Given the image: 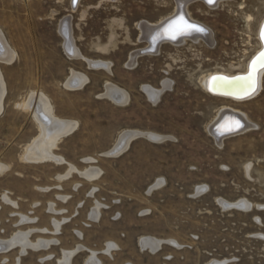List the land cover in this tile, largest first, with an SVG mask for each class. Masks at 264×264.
I'll return each mask as SVG.
<instances>
[{
    "label": "rangeland",
    "instance_id": "obj_1",
    "mask_svg": "<svg viewBox=\"0 0 264 264\" xmlns=\"http://www.w3.org/2000/svg\"><path fill=\"white\" fill-rule=\"evenodd\" d=\"M202 2L183 10L210 29L212 44L162 43L131 65L132 51L146 44L137 24L171 14L174 0H0V30L15 53L0 61V238L49 243L25 252L16 244L0 253V264H58L63 250L75 251L70 264H84L90 251L101 264H264V73L260 92L244 102L211 96L200 83L208 71L243 68L257 47L264 0ZM65 17L81 55L109 62L110 70L67 54ZM71 70L87 76L84 86L64 85ZM163 80L172 85L153 103L142 86L160 88ZM106 83L124 89L128 101L104 95ZM40 94L55 116L77 123L53 149L60 163L22 158L39 133L33 112ZM224 105L254 127L215 137L208 126ZM133 129L165 138L136 137L123 153H107ZM70 165L77 171L59 178ZM89 167L100 170L94 180L78 173ZM243 198L250 208L219 203ZM55 220L62 221L57 233ZM143 236L164 242L155 252L141 249ZM109 243L115 247L106 254Z\"/></svg>",
    "mask_w": 264,
    "mask_h": 264
},
{
    "label": "bare ground",
    "instance_id": "obj_2",
    "mask_svg": "<svg viewBox=\"0 0 264 264\" xmlns=\"http://www.w3.org/2000/svg\"><path fill=\"white\" fill-rule=\"evenodd\" d=\"M73 1L76 2L77 0H73ZM174 1H175V6L171 14L169 13V15L163 17L161 20L157 21L156 23H147L142 21L137 24L140 30L139 32L140 36L138 37L140 39L141 38L144 39L146 44L142 49L136 50L134 52L132 51L129 57L131 65L135 62V59L139 54L157 53L158 47L162 43H171L175 46L185 43L186 41H192L193 43L203 41V43H206L208 45L213 43L214 39L210 29L204 26L202 24V21L199 22L194 18H192L190 13H188L189 11L187 9L185 10L186 5H189L190 1L192 0H174ZM201 1H203L204 4L210 7V6H217L220 2L224 0H216V3L212 5L206 3L205 0H201ZM180 6L185 7L183 10V12L185 13L184 15L186 17L184 19L185 22L184 27L181 28V30L176 33H173L171 31L172 26L169 27L170 25H166L163 29L159 30L158 28H160L164 23H166L168 20L173 18L178 13ZM69 18L67 17L63 18L60 24V30L64 36V48L67 54L70 57L84 59L89 65V67H93V68L103 67L106 68V70L107 69L110 70L109 62L103 60H91L81 55L78 48L75 46L71 36L72 34L70 31ZM252 19L253 18L251 17V15H249L248 20L250 21ZM176 24H179L178 21L175 23V25ZM189 26H195V27L197 26L196 28L198 30L195 31L191 30ZM262 29H264V14L259 19L256 27L257 47L255 51L248 57L247 61L245 62L241 70H235V71H229L224 69L211 70L206 72L202 76L200 80L201 87L207 94L234 102H244L256 97V95L261 90L262 75L264 73V67H261V65L264 64V59L257 61V57H260L261 53H264V41H262L261 39ZM165 36L171 38V40L164 38ZM156 37H159L161 39L157 41ZM14 54L15 53L9 47L8 43L6 42L2 34V31L0 30V61L10 62L13 60ZM254 61H256L255 68H253ZM87 79L88 78L85 74L71 70L70 74L66 78L64 85L71 89L80 88L84 86ZM171 85L172 84L170 80H163L162 86L160 88H154L150 85H144L142 86V89L147 94L149 100H151L153 103H156L163 90L170 87ZM4 93H5V85L0 70V112L2 111V101L4 98ZM104 95H106L114 102L119 104H124L129 99L128 93L124 89L117 87L112 83L105 84ZM31 100L32 98H30V100L26 104H23L24 109L29 108V106L31 105ZM53 112L54 111L52 109V106L48 98L45 95L40 94L38 96L36 106L33 112V116L36 119L35 121H37L38 124L37 126L39 127V133L31 141V143H29V145L25 148L22 158L31 161L52 160L59 163L64 161L62 157L54 154L53 149L57 146V143L60 141L61 137L67 135L71 131H74V128L77 126V123L69 119L58 118L57 116L54 115ZM251 124L252 123L249 122V119L247 118L244 112L240 111L239 109H236L235 107L233 108L231 106L224 105L217 110L215 118L212 120V122H210V125L208 127L210 132L215 137L222 139L224 137L238 135L244 132L245 130L253 126ZM213 127L215 129H213ZM128 132L131 134H140V136L142 137H144V135L146 134H149L150 136L157 137L160 140L165 138L164 136L152 132H145L134 129L125 130L118 135L112 148L109 151H107L108 154L112 153V155L115 156L118 155L120 152H122V150L127 149V146L130 141L128 138H124V135H126V133ZM88 159L91 160L92 158H88ZM5 168H6L5 165L0 164V171L4 170ZM71 171H77V169L70 165L69 170L64 175L59 176V178L67 177L71 173ZM78 173L87 180L88 179L94 180L99 176L100 170L95 167H89L86 168L85 170L78 171ZM161 182L162 180H158L157 182H155L149 188L148 192H150L153 188L157 187ZM199 191L201 190L199 189ZM219 203L222 204L224 207H241L245 209H248L251 206V204L244 198L233 203L227 202L223 199H219ZM100 207L101 204L96 203L95 207L92 208V212L90 213L91 219L95 220L99 218ZM50 210H52L53 212H58L56 209L52 207L50 208ZM61 223L62 221L60 220H55L53 222L54 233H57L59 231ZM17 239H18L17 236L7 240L0 238V247H5L2 252L8 251L11 247L15 246L16 244H19L22 252H25L27 247L38 249V248H47L49 246L48 241H43V242L38 241L36 243H32L26 239V235L25 238H19L18 240ZM51 241L54 240H50V242ZM163 242L164 241L161 239L147 237V236H143L139 239V244L141 249L147 248L152 252L159 250ZM113 247H115V245L109 243L107 245V249L105 250L106 254L109 253ZM77 249L80 248L78 247ZM74 253H75L74 250H70V251L63 250L62 257L58 259V264H70L71 258L74 255ZM49 257H51V255H47V258ZM16 264H19L18 260ZM84 264H101V262L97 257L96 252L90 251V254L86 258ZM214 264H223V262H215Z\"/></svg>",
    "mask_w": 264,
    "mask_h": 264
},
{
    "label": "water",
    "instance_id": "obj_3",
    "mask_svg": "<svg viewBox=\"0 0 264 264\" xmlns=\"http://www.w3.org/2000/svg\"><path fill=\"white\" fill-rule=\"evenodd\" d=\"M206 1V0H205ZM185 13L183 12V6L181 7L180 6V8H179V11H178V13L173 17V18H171L170 20H168L166 23H164L160 28H158L159 30H161V29H163L166 25H170L169 27H171L172 26V29H171V31L173 32V33H176V32H179L180 30H181V28H183L184 27V25H185V22H184V19L186 18L185 17V15H184ZM178 21V23L179 24H176L175 25V23ZM197 27V26H196ZM163 38V37H162ZM164 38H166V39H169V40H171V38H169V37H167V36H165ZM161 38H159V37H156V40L157 41H159ZM223 121V120H222ZM221 121V122H222ZM220 122V123H221ZM213 129H215L214 127H213ZM216 134V133H215ZM219 135V134H218ZM138 136H140V134H131V133H126V135H124V138H128L129 139V141H131L132 139H134V138H136V137H138ZM144 137H146V138H148V139H150V140H152V141H159L160 139L159 138H157V137H154V136H150L149 134H146V135H144ZM112 154V153H111ZM4 248L5 247H0V252H2L3 250H4Z\"/></svg>",
    "mask_w": 264,
    "mask_h": 264
},
{
    "label": "snow or ice",
    "instance_id": "obj_4",
    "mask_svg": "<svg viewBox=\"0 0 264 264\" xmlns=\"http://www.w3.org/2000/svg\"><path fill=\"white\" fill-rule=\"evenodd\" d=\"M206 3H209L210 5L216 3V0H206ZM191 30H198L195 26H189ZM261 39L264 41V29L261 31ZM264 59V53H261L260 57H257V61ZM256 61L253 62V68H255ZM261 67H264V64L261 65Z\"/></svg>",
    "mask_w": 264,
    "mask_h": 264
}]
</instances>
